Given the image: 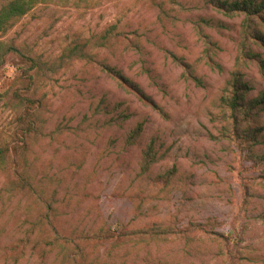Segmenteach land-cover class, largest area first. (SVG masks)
Returning <instances> with one entry per match:
<instances>
[{
  "label": "rangeland",
  "instance_id": "rangeland-1",
  "mask_svg": "<svg viewBox=\"0 0 264 264\" xmlns=\"http://www.w3.org/2000/svg\"><path fill=\"white\" fill-rule=\"evenodd\" d=\"M217 1L234 0H54L0 36V146L22 73L40 101L21 178L0 171V264H264V107L234 127L221 109L242 17ZM251 35L264 62V23ZM245 63V98L264 94Z\"/></svg>",
  "mask_w": 264,
  "mask_h": 264
},
{
  "label": "trees",
  "instance_id": "trees-1",
  "mask_svg": "<svg viewBox=\"0 0 264 264\" xmlns=\"http://www.w3.org/2000/svg\"><path fill=\"white\" fill-rule=\"evenodd\" d=\"M54 0H8L0 8V36L7 33L15 23H17L23 16L28 14L34 7L40 4H46ZM216 12L224 17H242L240 23V41L236 44V50L238 54L236 57V69L231 72L230 79L226 82L225 89L223 90V95L219 97V103L221 109L223 110L226 119L231 120V124L236 125L237 116L245 115L249 117L253 115V111L257 108L264 107V94L259 93L258 96L246 99L245 93L250 89L246 86L244 82H241V67L247 63L246 60L255 61L259 66L261 72L264 71V62L258 58V55L254 52L253 47H251L250 39L252 37L251 31L256 29L261 23H264V0H234V1H217L212 3ZM204 24L208 26L211 25V21H205ZM118 37L120 33L115 30V26H111L105 33L100 37L102 40H106L109 37ZM264 43V39H261ZM84 46L75 45L72 53L77 56V58L82 60L88 59V53L83 51ZM213 47L214 44H208L207 51L204 52L203 58L209 62H213ZM13 47H9L0 42V65L5 62L6 56L14 52ZM210 52L212 54H210ZM32 61V60H31ZM36 65L33 62L31 68ZM218 66V65H217ZM221 68V67H220ZM105 71L108 75H111L119 82L125 81L124 77L116 71L114 68L105 67ZM22 77L28 81V86L25 88V93L14 91L12 97L22 106V112L19 113L16 118V123L20 126L21 131L14 139L13 143H9L6 146H0V171L8 170L18 177L21 178L19 174V164L16 156L21 151L27 148V138L37 131L35 113L40 108V101L31 98L29 95L31 90V76L27 73H22ZM134 90V87L130 86ZM136 91V90H134ZM140 93V91H136ZM262 109V108H261ZM122 118V117H121ZM128 116H124L123 119H127ZM135 131H133L132 135ZM8 165V168H7ZM15 165H17L15 167ZM23 188H28L26 181L22 179ZM55 241H58V237H54ZM52 243L48 242L50 246Z\"/></svg>",
  "mask_w": 264,
  "mask_h": 264
}]
</instances>
